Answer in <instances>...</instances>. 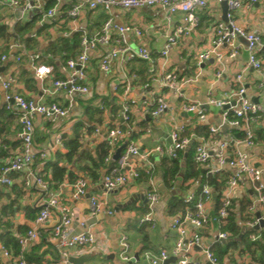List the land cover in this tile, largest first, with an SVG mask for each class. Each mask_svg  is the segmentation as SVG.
<instances>
[{"label": "crops", "instance_id": "0c3cea01", "mask_svg": "<svg viewBox=\"0 0 264 264\" xmlns=\"http://www.w3.org/2000/svg\"><path fill=\"white\" fill-rule=\"evenodd\" d=\"M27 1L33 5L31 9H25ZM244 1V0H243ZM83 0H19L18 5L11 6L8 3L0 4V25L6 26L9 36L6 39L0 37V72L7 78L11 77L9 92L19 93L26 98L41 100L45 103L57 102L63 107L69 106V115L51 121L42 115H36L34 123L33 141L35 152L47 151L45 158L36 156L33 169L41 173L46 180L51 177V169L46 166V161L55 159V151H65L63 144L56 142L57 135L71 137L77 122L92 126L91 132L83 131L82 147L79 154L70 162L61 161L59 165L66 166L67 170L77 177H85L88 181L85 195L75 199L72 196V183L64 175V178L55 187L52 185L47 191L38 186L26 187L23 184L24 172H12L10 185L0 186V246L4 245L12 253L4 255L0 250V264H14L18 250V237L33 225L34 218L50 196L58 195L62 203L68 206L73 217V231L79 232L89 229L95 237V242L71 251L70 256H85L82 264H129L119 258V234L125 233L130 244L133 256L141 259L144 251L158 253L161 249L170 250L178 236L172 227L174 215L166 211V201L170 189L165 187L163 170L170 164L167 155L171 144L170 133L175 125L185 124L187 133L191 135V142L206 144L210 151L215 149L214 144L208 141L210 138L229 141L228 152L230 155L236 150H241L249 155V160L256 164H264V125L259 122H250L254 134V144L247 145L243 138H237L236 132L242 131L239 127L228 126L219 129L215 134L210 133V126L223 125L222 112L224 108L215 107L207 102L210 95L218 93H230L239 87L233 82V77L242 75L245 87V97L264 105V49L258 52L262 60L263 74L247 65L246 41L243 37H236L234 44H239L235 56H230L231 44H223L217 48L221 58L215 56L199 61L198 54L213 46L215 35L212 27L223 20L222 7L216 0H209L207 6L198 12V25L190 31L189 35L182 36L172 47L167 57V64L162 67L163 59L160 50L167 35L183 23V13L177 11L167 15L159 6H145L139 8H113L107 13L98 7L90 9L83 5L76 17L68 15L69 9ZM243 5L234 10H229L230 16L235 22L245 28L264 36V0H258L251 6ZM54 7L55 14L45 17L47 9ZM111 16L118 25L137 26L141 33H127V41L132 49L143 46L148 49L155 64L142 60L133 52L115 59L110 70L103 73L98 66L99 59L109 47L117 45L114 41L115 33H112L108 43L98 45L90 55L87 66V85L89 90L83 95H74L69 99L65 91L51 93L50 88L54 78H65L67 73L61 69V65L67 57L76 56L80 45V37L83 33L89 35L97 32L104 20ZM18 26H25L24 30L17 31ZM13 42L20 45L10 48ZM35 52L41 54L39 62L52 65L53 73L39 80L34 75L30 56ZM5 54L6 58L1 59ZM18 57V59H17ZM153 68V71L150 69ZM167 71L177 74L182 95L174 94L153 80L154 77ZM220 72L219 75L217 73ZM128 84L129 98L136 100L130 107V121L126 124L121 119L120 108L124 100L123 87ZM3 89L0 87V95ZM4 95V90L2 91ZM163 96L167 103V109L157 115L149 114V103L155 96ZM5 98V97H4ZM184 102H197L204 113V118L199 119L197 112H185L182 110ZM90 108L101 110V121L96 112H90ZM94 117V119L91 118ZM149 117V118H148ZM121 127L124 134L121 143L129 137V132H134L132 140L141 150V155L130 158L128 167L123 169L130 174L132 169L140 175L137 178L130 177L129 182L111 192L105 199L107 206L113 209L112 214L105 210L97 217L89 214V197L99 195L102 192V177L107 171L118 166V161L112 160L113 150H110V158H105L106 167L96 170L97 177L89 174L83 167H89L91 162L86 158L87 154H93L99 143L105 140L108 129ZM99 128L100 133L95 132ZM19 111L14 106L6 107V102H0V166L6 158L20 150L19 137ZM168 137L170 140H168ZM156 146L163 148L160 155L154 150ZM183 153H186L183 152ZM149 157L154 162V168L150 178L153 179L156 189L160 194V202L154 207V226L148 223L140 225L141 217L149 211L146 193L150 188L149 179L143 175L145 169L144 158ZM185 155L180 158L181 166H185ZM113 162V166L109 165ZM117 162V165L115 163ZM216 166L214 156L206 163L199 164L201 173ZM230 168L225 165L222 171L215 173L218 188H212L215 196L223 194L225 180L230 174ZM182 173V172H181ZM130 176V175H129ZM46 177V178H45ZM180 177V176H179ZM264 178V175H263ZM202 175L191 176L182 184L183 190L178 187L180 178L175 181V192H195L200 188ZM231 205L229 215L240 228H245L257 217V213L264 215V205L255 201V192L247 177L232 187ZM214 203V202H213ZM207 204L206 209L210 215H214V204ZM227 214V216H229ZM58 219L56 211H52L39 227L40 237L34 241L25 251L28 264H52L60 260L57 242L52 237L51 229ZM80 221L85 226L79 224ZM228 217L220 228L215 223H210L199 229L204 243L208 244L216 238L217 232L227 225ZM188 231L192 230L187 225ZM227 232V231H226ZM16 247L14 248V243ZM225 241L212 245L216 254L218 245ZM217 255V254H216ZM218 256V255H217ZM191 258L197 264H210L199 252H192ZM222 261H232L237 264H253L246 253L229 249L221 257Z\"/></svg>", "mask_w": 264, "mask_h": 264}, {"label": "built area", "instance_id": "2783aa9c", "mask_svg": "<svg viewBox=\"0 0 264 264\" xmlns=\"http://www.w3.org/2000/svg\"><path fill=\"white\" fill-rule=\"evenodd\" d=\"M217 2L225 1L229 10L238 9L245 1L246 6L255 4L258 0H216ZM8 3L11 6H16L19 0H0L1 3ZM209 0H83L81 3L74 4L68 11L70 17H76L83 5L90 9L102 8L107 13L113 8H139L145 6H159L167 15L180 11L183 13V23L178 25L171 34L167 35L164 44L160 50V57L163 59L162 67L167 64V57L172 47L177 43L182 36L189 35L199 22L198 12L205 8ZM33 5L30 1L25 4V9H31ZM55 14V8L51 7L44 13L45 17H52ZM215 35L213 46L198 54V60L203 61L210 56H215L217 59L221 58V54L217 48L223 44H231L232 48L229 53L230 56H235L238 52L239 44H234L236 37H243L246 41L247 65L255 69L259 74H263L262 60L258 57V52L264 49V36L253 31L246 30L238 25L234 19L231 18L230 12L227 13V20L216 23L212 27ZM132 32L139 35L140 29L134 25H118L114 22L111 16H108L102 23L101 28L92 35L83 33L80 37V48L76 56L67 57L61 65V69L67 73L65 78H54L50 88L46 89L51 93L58 91H65L69 99L72 100L74 95L86 94L89 90L87 85V66L90 61V55L98 45L108 43L112 33L116 34L114 41L115 46L109 47L102 53L99 59V69L106 73L110 70L112 62L121 58L125 54L133 52L138 58L155 64L153 57L150 55L147 48L137 46L132 49L127 41V33ZM10 48H17L20 45L13 42L9 45ZM41 54L35 52L30 56V63L33 65L34 75L42 80L45 76L53 73V66L39 62ZM3 54L1 59H5ZM18 59V57H17ZM154 69L151 68L150 71ZM220 72L217 73L219 75ZM11 77L5 78L0 72V87L4 90V97L6 107H15L19 111L20 131L19 137L21 140V147L18 152L9 156L4 160L0 166V186L10 185L12 180L10 174L12 172H24L23 184L26 187L38 186L43 191L48 190V183L44 180L41 173L33 169V163L38 155L40 158H45L47 151L35 152L33 132V120L36 115L55 121L58 118H64L69 115V106L63 107L57 102L45 103L41 100H34L26 98L19 93L9 92ZM154 81L160 86L167 89L174 94L182 95L181 83L177 74L173 71H165L161 75L154 77ZM233 82L239 84V87L230 93H218L217 95H210L207 102L215 107L224 108L222 112L223 125L239 127L244 133V141L247 145L254 144V134L250 127V122H259L264 125V105L252 102L245 97V87L242 82V75L238 74L233 77ZM130 87L128 84L123 87V102L120 108L121 119L124 123L130 121V107L135 104L134 98H129L128 93ZM149 114L157 116L167 109V103L163 96H155L149 103ZM182 110L185 112H197L198 118L203 119L204 113L199 108L197 102H184ZM210 126L209 131L215 134L220 127ZM96 133H100L99 128H95ZM123 130L121 127H114L107 130L105 140L108 141L113 150L123 137ZM171 144L168 147L167 155L169 158L177 157L179 152H185L191 143V135L187 133L185 124L175 125L170 133ZM56 142L60 145L62 142V135H57ZM210 144L215 145V149L211 152L209 147L204 143H199L195 146L193 158L199 164H206L213 156L216 160V166L206 170V175H213L222 171V168L227 165L230 168V174L225 180V190L220 198V206L214 215H210L206 209L207 204L213 203L212 187L204 182L201 185L199 194L195 192H187L184 196V202H193L192 207L186 206L183 211L177 212L172 219V227L177 231L178 236L174 246L170 249H161L158 253L151 251H144L141 259L132 255L130 251V244L125 233L119 234L120 251L119 258L122 261L129 262V264H163L167 259L174 257L173 262L167 264H197L191 258L192 252L201 253L210 264H237L232 261H222L213 252L212 245L226 241L229 234L226 231L220 230L217 232L216 238L210 243H204L199 229L203 226L215 223L219 228L223 225L227 217L229 207L231 205V189L237 185L245 176L249 179L255 192V201L264 205V164L256 165L249 160V155L241 150H236L232 155L228 152L229 141L217 140L210 138ZM160 155L163 154V148L156 146L154 148ZM134 155H141L137 145L128 140L126 146L122 149L118 158V166L113 167L102 177V192L97 195L89 197V214L93 217L105 210L106 213L112 214L113 209L107 206L105 196L129 182L130 177L137 178L139 172L132 169L130 174L123 171L125 167L129 166L130 158ZM142 156V155H141ZM143 157V156H142ZM110 158V153L106 159ZM145 160V172L149 174L150 188L146 193L148 200L149 211L145 213L140 219V225L148 223L154 226V207L160 202V194L155 187L153 179L150 178L151 172L154 168V162L149 157ZM130 175V176H129ZM72 196L77 199L87 192L88 181L85 177H78L72 184ZM52 211H56L58 219L52 226L51 234L57 242L58 253L60 260L54 261L52 264H73L68 259L71 251L77 250L85 245L95 242V237L89 229H84L79 232L73 231V217L67 205L62 203L58 195L50 196L49 199L40 209L38 215L33 220L31 228L18 237V250L16 254V261L14 264H28L25 258V251L29 246L40 237L39 227L48 219ZM264 218V215L260 216ZM259 221L256 217L249 226H253ZM80 225L85 226L83 221ZM187 225L193 227L188 231ZM1 252L9 256L12 251L4 245L0 246ZM255 264V263H253Z\"/></svg>", "mask_w": 264, "mask_h": 264}, {"label": "trees", "instance_id": "16d2710c", "mask_svg": "<svg viewBox=\"0 0 264 264\" xmlns=\"http://www.w3.org/2000/svg\"><path fill=\"white\" fill-rule=\"evenodd\" d=\"M17 31L24 30L25 26H18ZM9 34L6 31L5 25H0V37L6 39ZM90 112H96L98 117L94 119L97 122L101 121V110L90 108ZM92 126H87L82 122H77L73 129V133L71 137H63V146L65 151L57 150L55 151V159L46 161V166L51 169V177L47 179L48 187L53 185L56 187L59 182H61L64 178V175H67V178L70 182H74L78 177L74 175L72 172L68 171L66 166L59 165V162L66 161L70 162L73 157L79 154L80 148L82 147V138L83 131L91 132ZM245 135L243 131L236 132L237 138H243ZM135 137L134 132H129L128 140L133 139ZM121 143V142H120ZM119 143V144H120ZM197 144L193 141L190 143L189 148L186 150V153L179 152L177 157L170 159V164L168 167L163 170V180L165 187L170 189V194L167 197L166 201V211L169 215H175L177 212L183 211L186 206L192 207L193 202L187 203L184 202V194L180 192H175V181L179 178L181 183L178 187H182L184 181L188 180L191 176L202 175L200 188L195 191V194H199L201 190V185L204 182H207L212 188L217 190L218 182L215 174L206 175V171L204 170L201 173V169L197 167V162L193 158L194 149ZM111 150V146L108 141L104 140L97 145L93 154H87L86 158H88L91 162L89 167H83L85 170H88L89 174L93 177H97L98 174L96 170L99 168L106 167L105 158L109 155ZM185 155L184 160L186 165L181 166L180 158ZM117 165V162L115 163ZM108 172V171H107ZM182 172V173H181ZM140 175V173H139ZM143 175L148 180L149 174L143 170ZM180 176V177H179ZM139 177V176H138ZM45 180V179H44ZM183 188H181V191ZM214 210L217 212V209L220 206V196L217 195L213 198ZM229 215V213H228ZM228 217V222L223 229L227 231L229 234L228 239L225 241L223 245H218V249H216V254L221 257L224 253H226L229 249L238 250L240 253H246L249 255L250 259L255 264H264V227L260 229H255L252 226H247L244 229L240 228L233 221V216L230 214ZM226 217V218H227ZM14 248L16 247V242L14 243Z\"/></svg>", "mask_w": 264, "mask_h": 264}, {"label": "water", "instance_id": "95a60500", "mask_svg": "<svg viewBox=\"0 0 264 264\" xmlns=\"http://www.w3.org/2000/svg\"><path fill=\"white\" fill-rule=\"evenodd\" d=\"M220 4L222 7V12H223V20L226 21L227 20V13H228V6H227L225 1L220 2ZM225 127H227L226 124L221 126L222 129ZM168 140H170L169 137H168ZM127 141H128V138H125L124 141L119 146L116 147V149L114 150V152L112 154V160L113 161L118 160L122 149L127 144ZM139 151L141 152V150H139ZM112 166H113V162L109 165V168H111ZM213 196L215 197V194H213ZM256 215L259 218V221L256 224H254L252 227L255 229L263 228L264 227V218H261L260 217L261 215L259 213H257ZM136 257H137V255H136ZM84 259H85V256H78V257L70 256L68 260L73 264H82ZM174 260H175L174 257H171V258L167 259L166 261H164L163 264H167L168 262H173Z\"/></svg>", "mask_w": 264, "mask_h": 264}, {"label": "rangeland", "instance_id": "374dc122", "mask_svg": "<svg viewBox=\"0 0 264 264\" xmlns=\"http://www.w3.org/2000/svg\"><path fill=\"white\" fill-rule=\"evenodd\" d=\"M2 91H1V95H0V102H1V104H3L5 102V98H4V95H3Z\"/></svg>", "mask_w": 264, "mask_h": 264}]
</instances>
